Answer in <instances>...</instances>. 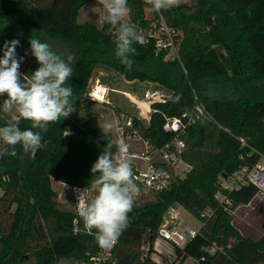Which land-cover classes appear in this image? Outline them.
Segmentation results:
<instances>
[{
    "label": "trees",
    "instance_id": "1",
    "mask_svg": "<svg viewBox=\"0 0 264 264\" xmlns=\"http://www.w3.org/2000/svg\"><path fill=\"white\" fill-rule=\"evenodd\" d=\"M94 1L0 0V58L4 42L19 39L16 52L24 57L19 71L30 75L39 67L30 54V38L45 42L43 36H48L69 44L74 54L69 84L75 105L72 114L42 132L46 147L34 158L19 145L15 156L0 158V264H26L31 256L35 264H62V259L79 263L101 249L95 229L74 232L75 218L80 227L86 226L75 202L74 210L62 209L44 198L47 178L90 189L99 175L93 176L91 166L105 146L111 143L113 156L117 152L120 142L110 131L85 126L86 116L79 115L90 107L88 93L97 65L165 90L166 100L153 104L149 122L134 120L156 147L176 135L164 128L167 116H180L197 100L205 108V116L181 134L186 142L183 157L192 168L168 188L145 192L134 203L119 237V264H156L140 260V246L145 235L157 236L166 212L176 204L203 219L197 236L183 250L177 249L179 264L188 257L201 264H264V238L243 235L232 214L237 206L250 203L258 188L246 184L228 190L221 185L241 166L264 156V0H196L193 8L183 3L163 11L188 22L178 39L181 61L165 59L166 51L157 52L154 41L138 42L130 57L131 71L115 56L111 25L79 21L82 8ZM147 6L145 0H128V21L147 26L158 16L147 15ZM6 98L0 96V106ZM13 122L0 114L1 126ZM19 126L24 130L31 122L21 120ZM220 191L231 200L230 208L218 200ZM208 210L211 215L203 217ZM213 243L217 250L211 253Z\"/></svg>",
    "mask_w": 264,
    "mask_h": 264
},
{
    "label": "clouds",
    "instance_id": "2",
    "mask_svg": "<svg viewBox=\"0 0 264 264\" xmlns=\"http://www.w3.org/2000/svg\"><path fill=\"white\" fill-rule=\"evenodd\" d=\"M98 3L106 11L104 21L114 28L115 56L131 71L134 61L130 57L136 53L133 45L142 42L143 35L136 24L126 21L130 13L128 0H98ZM145 3L153 12L160 13L177 6L179 0H145ZM29 43L30 54L39 64L30 75L19 71L24 60L16 52L20 40L4 42L0 58V96L6 95L7 98L0 107L4 112L15 110L17 115L13 123L0 127V142L7 146L0 150V158L15 156L18 145L34 158L40 149L46 147L42 132L47 131L49 124L67 118L75 110L74 93L69 84L74 57L57 53L39 38H30ZM28 54L26 51L25 55ZM21 120L30 121L31 127L21 130ZM112 147L108 143L92 164L93 176L99 174L91 184L95 196L79 209L86 227L96 230L95 238L101 248L112 247L127 227L128 213L134 205L133 194L138 190L131 162L125 158L129 146L123 142L117 145L119 158H114ZM88 190L86 187L74 189L77 203L85 199Z\"/></svg>",
    "mask_w": 264,
    "mask_h": 264
},
{
    "label": "built area",
    "instance_id": "3",
    "mask_svg": "<svg viewBox=\"0 0 264 264\" xmlns=\"http://www.w3.org/2000/svg\"><path fill=\"white\" fill-rule=\"evenodd\" d=\"M126 21L128 19L126 18ZM143 35V41L139 42L143 45H148L154 41L157 52L166 51L165 59L170 61H181L180 48L178 44L177 33L165 18L158 14L147 26H142L139 22L134 23ZM102 86L103 90H100ZM95 88L88 94L91 100H108V86H104L98 81ZM114 91L116 89L113 88ZM98 93L103 95V98L98 97ZM128 95V93H126ZM137 96V95H136ZM137 98L140 101L133 100L140 115L124 116L122 121L117 125L118 142L126 143L129 146L125 158L131 162L134 182L137 186V191L133 194L134 203L139 200L145 192H158L168 188L174 178L184 177L192 168V165L183 157V152L186 149V142L181 137L189 126L196 123L202 115L205 116L204 106L197 100L191 110H185L180 116H167L165 119L164 128L169 131H174L176 135L161 147L154 146L148 138H145L138 126L135 124V119L147 122L150 121L152 106L155 102L165 101L166 92L163 90L152 92L150 90L144 93L143 99ZM114 158H119L118 151ZM246 184H253L258 188L259 192H264V156L257 163L246 164L241 166L232 175L226 177L222 181V187L228 190L238 189ZM70 186V185H68ZM83 189L80 185L70 186L74 202L75 210L79 215V209L85 203L89 202V193L85 194V199L77 203L76 193L74 189ZM218 200L230 208L232 205L221 191L217 193ZM203 217H209L211 211L204 212ZM179 214L173 209L171 215L164 217L163 222L159 226L157 236L153 239L149 235H145L140 246V260H150L156 264H179L181 257L178 256L177 249L183 250L186 245L197 236L199 230L194 229L189 224H183ZM74 232L91 230L86 226L84 228L78 225V218L74 220ZM120 237V235H119ZM119 237L116 243L110 248H101L96 253L89 254L86 261L82 260L80 264H119L117 257V246ZM171 246V247H170ZM216 243L209 248L211 253L216 252ZM192 258V257H191ZM188 259V258H187ZM186 259V260H187ZM186 260L183 264H185ZM197 259L193 258V261ZM199 261V260H197ZM200 262V261H199Z\"/></svg>",
    "mask_w": 264,
    "mask_h": 264
},
{
    "label": "rangeland",
    "instance_id": "4",
    "mask_svg": "<svg viewBox=\"0 0 264 264\" xmlns=\"http://www.w3.org/2000/svg\"><path fill=\"white\" fill-rule=\"evenodd\" d=\"M183 3H186L189 7L193 8L196 0H179V4ZM146 14L149 16L153 15L151 6L146 7ZM158 14L163 16L165 20L168 21L172 27H174L175 32L178 34V39L181 38L185 28L188 26V22L182 18V16H168V14L165 15L163 11ZM105 15L106 11L99 5L97 0L88 3L82 8L79 21L94 20L96 23L102 25ZM43 39L48 44L64 51L66 54H71L74 57L72 47L69 44L64 43L61 40L52 39L48 36H43ZM98 81H100L102 85L108 86V100H104L105 98L103 100H90L89 109L81 111L79 115L86 116L85 126H104L106 131H110L112 133L115 141L119 140L116 129L117 125L122 121L123 115L126 117L140 115V109H138L136 103H134L126 93H133L140 99H143L144 93L148 90L152 92H163L164 90L160 85H157L154 82L127 80L124 75L118 71L102 65H97L95 67L90 82L89 92L95 88L94 86L98 83ZM113 88L116 89V91H114ZM100 90H103L102 86H100ZM0 114L9 121H14L13 118L17 115L15 110L12 112H4L2 107L0 108ZM143 122L147 121L143 119ZM109 125L110 127H106ZM0 127L2 126L0 125ZM3 146V142H0V147ZM45 188L44 198L49 203L56 201L60 205V208L74 210V198L70 186L64 185L53 178H47ZM53 192H56L57 196H54ZM94 196L95 192L90 188L89 202L92 198H94ZM173 209H178L177 211L183 224H189L196 230H200L201 226H203V219L178 204L171 207L168 212H166L164 217L168 218ZM232 214L233 224L243 235L254 239L264 238V192H258L250 203L237 206L233 210ZM61 263L80 264L75 260L67 259H62ZM26 264H35V257L31 256ZM185 264L201 263L197 260L193 261V258L188 257Z\"/></svg>",
    "mask_w": 264,
    "mask_h": 264
},
{
    "label": "bare ground",
    "instance_id": "5",
    "mask_svg": "<svg viewBox=\"0 0 264 264\" xmlns=\"http://www.w3.org/2000/svg\"><path fill=\"white\" fill-rule=\"evenodd\" d=\"M128 96H129L131 99H133V100L140 101V100L137 98V96H136L135 94H133V93L128 92ZM98 97H99V98H103V95L100 94V93H98Z\"/></svg>",
    "mask_w": 264,
    "mask_h": 264
},
{
    "label": "crops",
    "instance_id": "6",
    "mask_svg": "<svg viewBox=\"0 0 264 264\" xmlns=\"http://www.w3.org/2000/svg\"><path fill=\"white\" fill-rule=\"evenodd\" d=\"M178 209H175V211H177ZM178 212V211H177Z\"/></svg>",
    "mask_w": 264,
    "mask_h": 264
}]
</instances>
